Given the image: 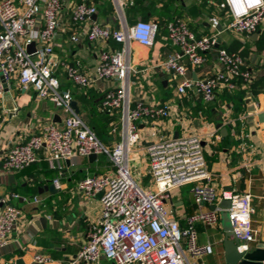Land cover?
<instances>
[{"label": "built area", "instance_id": "2783aa9c", "mask_svg": "<svg viewBox=\"0 0 264 264\" xmlns=\"http://www.w3.org/2000/svg\"><path fill=\"white\" fill-rule=\"evenodd\" d=\"M111 1L119 18L117 29L92 21L96 14L92 0H80L71 8V22L76 26L87 24L82 35L89 43L106 45L111 41L120 45L117 50L107 47L100 50L96 65L87 73L78 66L61 63L54 53L64 0H0V92L16 80L20 87L32 88L38 101H48L55 109L67 113L61 124L51 119L44 122L40 132L26 142H7L0 155L2 169L20 172L37 162L39 152L45 153L50 168L58 175L63 174L65 162L77 157L94 155L109 159L112 174L86 176L76 183V192L84 198H98L101 210L97 221L87 230L85 243L67 264H99L101 259L112 264H189L185 253L193 259L211 253L209 246L198 245L195 225L214 227L223 211L228 215L233 239L238 242L237 251L250 252L257 241V231L252 227L251 197L216 190L205 173L198 138L159 137L151 143L147 155L154 190L140 186L131 176L129 154L140 141L139 126L168 118L170 107L167 103L132 101L131 77L136 71L130 61L131 44L150 47L158 27L154 22L142 20L127 25L124 13L134 6L135 0ZM208 3L215 10L208 18V33L197 36L184 20L173 19L166 25V32L175 52L155 66L167 74L176 95L190 89L204 102L214 100L220 89L249 90L255 80V74L245 67L238 53L220 45L215 48L221 32L251 36L264 31V0ZM78 40L79 35L75 34L70 43ZM32 44L34 50L28 53L26 49ZM211 53H215L219 70L201 79L188 78V67H202ZM183 58L187 65L181 62ZM60 70L80 89H88L96 81L111 83L99 105L100 112L118 113L119 127L111 129L118 139L110 146L103 144L71 107L72 96L62 87ZM187 185H192L194 205L215 206V210L196 211L182 227L167 203L173 191ZM18 198L15 193L0 197V246L9 242L11 233L23 219L24 212L13 204ZM218 201H228L229 207L224 210L216 207ZM33 202L38 200L34 198ZM32 261L54 262L42 254H35ZM8 264H15L14 260Z\"/></svg>", "mask_w": 264, "mask_h": 264}, {"label": "crops", "instance_id": "0c3cea01", "mask_svg": "<svg viewBox=\"0 0 264 264\" xmlns=\"http://www.w3.org/2000/svg\"><path fill=\"white\" fill-rule=\"evenodd\" d=\"M65 7L59 20V29L54 41V53L61 63L78 66L89 73L97 63L100 50L119 49L120 45L89 43L82 35L87 27L71 22V8L80 0H64ZM219 1V0H217ZM209 0H135L124 13L127 25L138 20L154 22L158 31L150 47L132 43L130 61L136 71L131 77L130 97L148 104L167 103L170 116L166 119L146 122L139 126L140 141L129 154L131 176L142 187L154 190L149 175L148 144L159 137L165 139L196 137L202 146L205 173L218 192L233 191L249 194L254 209L252 227L257 231V244H264V31L251 36L235 35L223 31L219 35L220 47L238 53L245 67L252 70L255 80L249 90L220 89L214 100L204 102L194 92L187 90L178 96L168 82L167 74L155 68L175 52L168 40L166 25L175 18L184 20L197 36L208 33V18L215 10ZM96 14L92 21L100 26L117 29L119 18L111 0H92ZM79 35V40L70 43V38ZM224 36H227L224 37ZM230 37V38H228ZM181 62L187 65L183 58ZM187 77L201 79L208 73L219 70L215 53L207 56L200 68L188 67ZM63 89L70 92L78 114L86 121L96 137L110 146L118 139L111 134L113 126L119 127L117 112L103 113L99 105L111 87L108 81H96L88 89H80L59 71ZM242 101L238 110L236 103ZM67 113L55 109L48 101H38L32 88L24 89L16 80L9 82L0 92V155L7 142H26L38 134L44 122L52 120L61 124ZM37 162L20 172H6L0 159V197L15 193L19 198L13 202L22 209V221L13 230L9 242L0 246V264L20 259L23 264H34L35 254L53 259L52 264H67L77 255L86 240L90 225L100 215L98 198H84L76 192V183L86 176L112 174V164L106 156L77 157L64 163L63 174L58 175L46 161L44 152L38 153ZM55 181H57L55 183ZM54 184V194L45 190ZM184 186L171 193L167 207L172 209L182 227L196 211L211 210L210 205L193 204L190 189ZM36 198L38 203H34ZM222 201L215 205L219 208ZM221 215L218 224L203 228L196 224L198 245L209 246L211 253L200 258H191L185 253L189 264H226L224 261ZM44 219L43 222L40 220ZM207 237L206 239L203 237ZM99 264H112L104 259Z\"/></svg>", "mask_w": 264, "mask_h": 264}, {"label": "water", "instance_id": "95a60500", "mask_svg": "<svg viewBox=\"0 0 264 264\" xmlns=\"http://www.w3.org/2000/svg\"><path fill=\"white\" fill-rule=\"evenodd\" d=\"M218 31H221V28L218 27ZM257 36V34L251 35V38L254 39ZM220 43V40L217 41V44L215 45V48L218 47ZM27 52L31 53L34 50V44L27 47ZM71 107L74 109L75 113H78V109L76 107L75 102H71ZM177 134H174L173 139H177ZM152 144H148L150 147ZM96 158V156L91 155L89 157V160L92 161ZM45 190H49L51 193L57 192L55 185L52 184L45 188ZM229 207L228 201H222L219 205V208L221 209H227ZM211 210H215V206H211ZM221 223H222V230L224 233L223 237V250H224V261L226 264H264V244H257L255 246V249L253 251L247 252V253H239L237 251V240L233 239V235L231 232V226L229 223L228 215L226 212H221ZM41 222L44 221V219L40 220ZM15 264H23V261L18 259L16 260Z\"/></svg>", "mask_w": 264, "mask_h": 264}, {"label": "trees", "instance_id": "16d2710c", "mask_svg": "<svg viewBox=\"0 0 264 264\" xmlns=\"http://www.w3.org/2000/svg\"><path fill=\"white\" fill-rule=\"evenodd\" d=\"M243 105L242 101L240 100V102L236 103L235 105V110H238V108Z\"/></svg>", "mask_w": 264, "mask_h": 264}, {"label": "rangeland", "instance_id": "374dc122", "mask_svg": "<svg viewBox=\"0 0 264 264\" xmlns=\"http://www.w3.org/2000/svg\"><path fill=\"white\" fill-rule=\"evenodd\" d=\"M219 15H220V13H218ZM224 37H226L227 38V36H224ZM228 38H230V37H228ZM205 239L207 238V237H205V236H203ZM207 264H209V262H206Z\"/></svg>", "mask_w": 264, "mask_h": 264}]
</instances>
